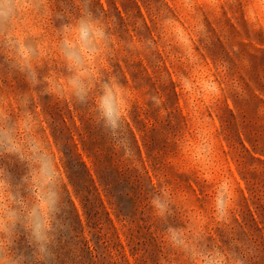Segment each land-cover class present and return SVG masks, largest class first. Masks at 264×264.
Returning <instances> with one entry per match:
<instances>
[{
  "label": "rangeland",
  "instance_id": "obj_1",
  "mask_svg": "<svg viewBox=\"0 0 264 264\" xmlns=\"http://www.w3.org/2000/svg\"><path fill=\"white\" fill-rule=\"evenodd\" d=\"M91 9L115 36L107 71L129 90L132 153L114 148L88 106L50 96L33 106L64 178L71 228L57 240L55 264H190L162 243L166 225L149 203L161 187L172 197L167 224L264 264V0H91ZM22 27L45 49L41 74L59 73L50 18L26 15ZM23 91V77L0 65V101L11 112ZM9 170L17 179L24 172ZM225 180L228 224L212 203Z\"/></svg>",
  "mask_w": 264,
  "mask_h": 264
},
{
  "label": "clouds",
  "instance_id": "obj_2",
  "mask_svg": "<svg viewBox=\"0 0 264 264\" xmlns=\"http://www.w3.org/2000/svg\"><path fill=\"white\" fill-rule=\"evenodd\" d=\"M26 15L50 18L59 73L41 74L45 49L22 27ZM114 40L108 21L92 11L91 0H61L55 12L47 0H0V65L27 85V91L14 97V113L0 101V264H55L57 240L71 232L64 219V178L33 107L42 96L88 106L114 148L132 153L125 134L129 90L107 71L116 54ZM122 47L135 50L136 44L122 42ZM150 100L159 104L155 96ZM13 164L24 169L18 179L9 170ZM231 199L225 180L212 202L222 224L230 223ZM149 203L154 219L166 225L162 243L184 254L190 264H245L240 251L207 247L202 233L167 224L173 212L166 187ZM21 238L23 249L18 247Z\"/></svg>",
  "mask_w": 264,
  "mask_h": 264
}]
</instances>
